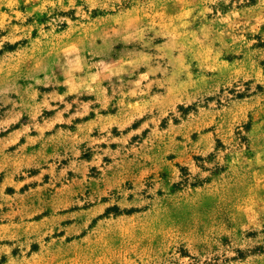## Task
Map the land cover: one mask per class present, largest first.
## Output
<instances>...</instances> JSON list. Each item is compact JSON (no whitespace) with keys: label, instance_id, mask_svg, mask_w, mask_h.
I'll return each instance as SVG.
<instances>
[{"label":"rangeland","instance_id":"1","mask_svg":"<svg viewBox=\"0 0 264 264\" xmlns=\"http://www.w3.org/2000/svg\"><path fill=\"white\" fill-rule=\"evenodd\" d=\"M0 264H264V0H0Z\"/></svg>","mask_w":264,"mask_h":264}]
</instances>
